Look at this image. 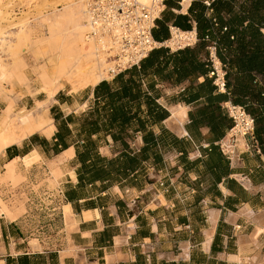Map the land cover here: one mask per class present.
<instances>
[{
  "label": "crops",
  "instance_id": "obj_1",
  "mask_svg": "<svg viewBox=\"0 0 264 264\" xmlns=\"http://www.w3.org/2000/svg\"><path fill=\"white\" fill-rule=\"evenodd\" d=\"M203 2L167 0L152 37L167 39L170 25L198 32L197 23H207L227 69V93L207 77L202 41L154 48L123 70L112 91L127 82L137 92L125 102L123 127L119 120L108 126L120 104H108L104 86L94 93L112 79L59 90L48 110L53 133L8 145L0 169L34 153L40 161L30 178L59 168L47 198L68 204V231L62 222L61 234L38 236L34 249L27 219L0 216V264H245L234 256L253 264L264 255V0ZM225 101L255 120L249 150L237 142L233 155L218 146L231 126ZM176 107L184 113L174 114Z\"/></svg>",
  "mask_w": 264,
  "mask_h": 264
},
{
  "label": "bare ground",
  "instance_id": "obj_2",
  "mask_svg": "<svg viewBox=\"0 0 264 264\" xmlns=\"http://www.w3.org/2000/svg\"><path fill=\"white\" fill-rule=\"evenodd\" d=\"M141 1L147 3V0ZM31 3H33L32 9L16 17L17 21L10 12L0 10V101L4 102L0 109V153L8 145L19 143L32 133L39 132L45 135L53 133L55 127L48 110L49 105L55 101L56 93L64 89L66 85L69 86V92L94 87L101 80L110 78L109 69L113 64L109 58L113 51L108 50L111 43L99 44L94 38L87 36L91 25L86 0H31ZM48 7L49 9L51 7V13L46 11ZM34 21L39 26H45L48 35L41 34L42 36L32 38L31 22ZM3 22L8 30L2 27ZM32 30L35 31V29ZM47 46L54 48L53 51L47 56L43 53L42 56L45 57L40 58L39 54L47 50ZM24 49H28L35 60L32 69L29 68V70L35 73L36 83L39 84L37 92L43 93L44 97L34 99L30 107L26 105L17 107L16 96L23 93L14 95L15 81L22 83L21 85L24 84V91L33 94L28 86L30 79L25 73L28 64L22 58ZM39 59L42 60L38 62ZM4 83L11 85L12 89L7 90ZM78 107L80 108L79 105ZM172 111L178 115L184 113L180 107ZM70 155V152L67 153V156ZM33 158L38 159V156L34 153L23 158L22 161ZM19 159L13 158L3 165V171L0 169V180L10 178L15 173L14 165ZM70 175L74 179L72 171ZM59 177V168L50 170L47 177L48 184L51 187H57ZM61 211L65 221L70 219L68 204H64ZM18 214L19 212L14 208L5 207L0 202V216L7 220H14ZM28 244L37 247L39 241L31 237ZM233 259L245 264L251 262L249 258L247 260L243 256H234ZM253 264H264V255Z\"/></svg>",
  "mask_w": 264,
  "mask_h": 264
},
{
  "label": "built area",
  "instance_id": "obj_3",
  "mask_svg": "<svg viewBox=\"0 0 264 264\" xmlns=\"http://www.w3.org/2000/svg\"><path fill=\"white\" fill-rule=\"evenodd\" d=\"M212 1L204 0L203 3L210 7ZM166 2L167 0H147V3L141 0H86L91 25L87 36L94 38L99 44L111 43L108 50L113 51L109 56L113 64L109 69V79L125 69L138 66L154 48L164 47L177 51L195 46L200 41L195 26L182 30L173 25L168 26L167 39L160 42L153 39L152 31ZM201 39L206 43L203 60L208 67L207 77L216 91L227 93V69L217 55V42L209 34H204ZM221 107L230 117L231 126L226 137L218 143L220 150L233 155L237 142H241L243 148L249 150V140L254 138V117L244 107L231 101L223 102Z\"/></svg>",
  "mask_w": 264,
  "mask_h": 264
},
{
  "label": "rangeland",
  "instance_id": "obj_4",
  "mask_svg": "<svg viewBox=\"0 0 264 264\" xmlns=\"http://www.w3.org/2000/svg\"><path fill=\"white\" fill-rule=\"evenodd\" d=\"M8 5V6H7ZM33 3H31V0H0V10L8 11L10 14L15 17L22 16L23 12H26L30 9H32ZM6 6V7H5ZM60 7V6H59ZM48 13H51V7L49 9H46ZM32 13V12H31ZM14 19V21H15ZM32 19V18H31ZM17 21V19H16ZM33 21V20H32ZM36 21L31 22V34L33 35L32 38H36L38 36H42L47 34V29L43 25H38ZM2 27L5 30H8V27L3 22L1 23ZM34 25V26H33ZM40 27V28H39ZM34 31V32H33ZM35 34H33V33ZM40 32V33H39ZM42 34V35H41ZM50 47V48H49ZM47 52H42L39 54V57H45L49 53L53 51L51 46L46 47ZM52 49V50H51ZM44 53L45 56H42ZM22 58L28 64V66L25 69V73L30 79V82L28 84L31 92L33 94H29L25 90V85H21L22 83L15 81L14 82V91L15 94L22 92V95L16 96V106H22L26 105L27 107H30L34 99H42L44 97L43 93H38L37 89L39 87V84L36 83L35 80V73L32 72V65L35 62L31 52L28 49H24L22 52ZM39 59L38 62H40ZM29 68H31L29 70ZM27 71V72H26ZM29 72V73H28ZM29 74V75H28ZM16 83V84H15ZM20 83V84H18ZM20 85V86H19ZM18 86V87H17ZM4 87L7 90H11V85L9 86L4 83ZM66 89H69V86H65ZM19 91V92H18ZM37 92V93H36ZM27 95H24V94ZM35 94V95H34ZM32 95V96H31ZM22 96V97H21ZM19 97H21L19 99ZM18 99V100H17ZM4 102L0 101V109L3 107ZM39 159H30L27 161H17L15 163V173L9 178H6L4 180H0V202L4 204L5 207H9L11 209L14 208L17 212H19L17 219H27V235L28 238L35 237L39 238L38 236H44V234L48 233L50 235H58L61 234V225L63 222V228L64 230L68 231V228L65 224V220L62 216V206L63 203H54L50 202L51 198H47V194H51L52 192H56L57 187H51L48 184L47 177H44L42 180H38V176H35L34 178L29 177L28 169L33 163L39 162ZM4 167V166H3ZM2 167V171H3ZM31 193V195H30ZM33 194H35V197H32ZM16 219V220H17ZM39 241V239H38ZM34 249H40V241L39 246L32 247Z\"/></svg>",
  "mask_w": 264,
  "mask_h": 264
},
{
  "label": "trees",
  "instance_id": "obj_5",
  "mask_svg": "<svg viewBox=\"0 0 264 264\" xmlns=\"http://www.w3.org/2000/svg\"><path fill=\"white\" fill-rule=\"evenodd\" d=\"M214 23H215V21H214ZM263 26H264V22L263 23L258 22V46H261L264 48V41L260 40V38H259L260 27H263ZM206 27H207V23H205V22H203L201 24H199V22L197 23L198 35H199L200 41H202V42H204L201 39L203 37V35L208 34L210 31V29H206ZM262 56L264 57V55H262ZM125 70H127V69H125ZM124 71H121L120 73L115 75L112 78L110 83L106 82V81H101L98 85L95 86L94 93H96V90L98 87L104 86V88L106 89L107 102L109 105H111V104L116 105V103L120 104L119 108H118V114H119L118 117H114L113 119L109 120L108 126H112V124L115 123V120L116 121L119 120V124L122 127L126 125V117L124 114L125 102H126L127 98L134 97L137 94V92L133 91L132 87L127 82H124L120 86V91H118V90L112 91V88H113L112 85L115 83V81L122 78ZM132 82L134 84V80H132Z\"/></svg>",
  "mask_w": 264,
  "mask_h": 264
}]
</instances>
